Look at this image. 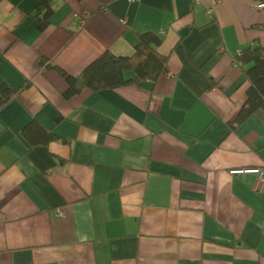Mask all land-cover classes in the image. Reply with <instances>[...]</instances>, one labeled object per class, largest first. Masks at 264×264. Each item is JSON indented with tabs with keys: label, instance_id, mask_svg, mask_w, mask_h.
I'll list each match as a JSON object with an SVG mask.
<instances>
[{
	"label": "crops",
	"instance_id": "0c3cea01",
	"mask_svg": "<svg viewBox=\"0 0 264 264\" xmlns=\"http://www.w3.org/2000/svg\"><path fill=\"white\" fill-rule=\"evenodd\" d=\"M38 2L0 0V95L27 84L0 109V264H264V108L232 126L235 56L264 45L254 0H51L43 30ZM147 31L169 56L156 83L64 96L56 67ZM33 119L65 141L31 146Z\"/></svg>",
	"mask_w": 264,
	"mask_h": 264
},
{
	"label": "trees",
	"instance_id": "16d2710c",
	"mask_svg": "<svg viewBox=\"0 0 264 264\" xmlns=\"http://www.w3.org/2000/svg\"><path fill=\"white\" fill-rule=\"evenodd\" d=\"M35 11L34 17L39 22V28L43 30L50 24L55 6L51 0H39ZM135 34L137 43L132 55H117L106 50L77 76L69 75L65 70L56 67L69 85L64 96L69 99L85 88L96 91L137 83L145 79L156 83L163 75L167 74L170 71L169 56L159 51L162 37L152 31ZM235 61L242 68L248 87L246 101L236 120L232 123L233 127L245 121L259 109L264 108V45L252 44L236 55ZM128 70L135 71L136 76L127 79L125 72ZM26 86L27 84L20 88L6 87L0 95V109ZM60 119L57 117V120ZM22 136L31 146L47 144L56 139L65 141L64 138L42 126L36 119L31 120L23 128Z\"/></svg>",
	"mask_w": 264,
	"mask_h": 264
},
{
	"label": "built area",
	"instance_id": "2783aa9c",
	"mask_svg": "<svg viewBox=\"0 0 264 264\" xmlns=\"http://www.w3.org/2000/svg\"><path fill=\"white\" fill-rule=\"evenodd\" d=\"M130 1H134V0H130ZM215 5H216V2H214L207 10V13L211 17L214 16ZM253 6H254V9L264 12V0H254V5ZM256 171L258 172L257 186H258V189L261 190L264 187V168L256 169ZM57 214L61 215L63 213H62L61 210H59L57 212Z\"/></svg>",
	"mask_w": 264,
	"mask_h": 264
}]
</instances>
